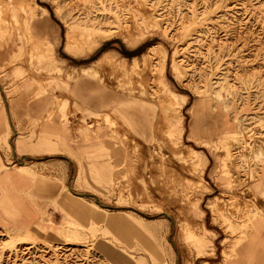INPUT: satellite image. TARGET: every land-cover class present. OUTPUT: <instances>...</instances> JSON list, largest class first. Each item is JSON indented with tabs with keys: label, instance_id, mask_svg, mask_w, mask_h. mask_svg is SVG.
Instances as JSON below:
<instances>
[{
	"label": "rangeland",
	"instance_id": "obj_1",
	"mask_svg": "<svg viewBox=\"0 0 264 264\" xmlns=\"http://www.w3.org/2000/svg\"><path fill=\"white\" fill-rule=\"evenodd\" d=\"M137 1L0 0V264H264V0ZM40 4L66 50L105 53L78 70L50 68L51 45L22 36L51 35ZM154 44L166 52L162 72L146 55ZM171 92L189 97L168 143L158 122ZM191 107L210 140L181 138ZM161 178L185 200H166ZM20 194L29 199L17 203Z\"/></svg>",
	"mask_w": 264,
	"mask_h": 264
},
{
	"label": "bare ground",
	"instance_id": "obj_2",
	"mask_svg": "<svg viewBox=\"0 0 264 264\" xmlns=\"http://www.w3.org/2000/svg\"><path fill=\"white\" fill-rule=\"evenodd\" d=\"M138 2V4H140V5H142L144 2H145V0H138L137 1ZM73 22H75V21H73ZM68 30H67V37H68V44L71 42V39H72V36H73V34H72V32H73V27H74V24L73 23H70L69 25H68ZM34 28V27H33ZM10 32V30H8V33ZM10 34H11V32H10ZM145 38V37H144ZM165 49L163 48V47H161L160 45H158V44H154V45H152V46H149L148 47V49L146 50V55L148 56V57H151V58H153L154 60H155V63H156V66H157V70L159 71V72H162L163 70H164V67H165ZM1 56V55H0ZM174 68H175V71H177V72H179L178 71V69H177V66L176 65H174ZM97 91V90H96ZM204 91V90H203ZM102 92V91H101ZM199 93V92H198ZM171 94L173 95V96H175V97H166V99H165V102H166V108H165V110L163 111V115H162V120L161 121H159L158 123H161L162 124V127H163V129H164V133H165V138H166V140L168 141V143L171 141V135L173 134V129H172V127L174 126V125H176V123H177V121L182 117V115H181V112H180V110H179V107L181 106V104L185 101V97H184V95H179V94H177V93H174V92H171ZM109 96V95H108ZM111 96V95H110ZM205 96V95H204ZM113 96H111V98H112ZM216 97V96H215ZM103 98V97H102ZM110 99V98H109ZM98 100V99H97ZM108 100V99H107ZM133 100V99H132ZM94 101V100H93ZM110 101V100H109ZM109 101H108V103H109ZM212 101V100H211ZM107 102V101H106ZM206 102V101H205ZM95 103V102H94ZM202 103V102H201ZM200 103V104H201ZM98 105V104H97ZM110 105V104H109ZM220 105V104H219ZM136 106V105H135ZM221 106V105H220ZM145 109V107H144V105L143 104H141V103H139V105H138V107H137V110H138V112H139V114H142V112H144V109ZM200 107V106H199ZM195 108V107H194ZM197 108V107H196ZM195 108V109H196ZM98 109V108H97ZM221 109V108H220ZM192 111H193V109H192ZM214 111V110H213ZM221 111V110H220ZM130 112V111H129ZM195 112V111H194ZM135 113V112H134ZM200 113V112H199ZM209 113V112H208ZM153 113H150V115H152ZM193 115V114H192ZM201 115V114H200ZM194 116V115H193ZM153 117H154V115H153ZM204 117V116H203ZM223 117H225V114H224V116ZM193 119V118H192ZM206 119V118H205ZM222 119V118H221ZM234 122V121H233ZM232 123V122H231ZM156 125H157V123H156ZM145 126L147 127L148 126V128L150 129V133H152V135L154 134V132H155V125H154V121H153V123L152 122H149V124H148V122H147V120H146V118H145ZM191 126V125H190ZM240 125H238V127H239ZM227 127V126H226ZM231 127V126H230ZM225 128V127H224ZM232 129H233V127H232ZM98 130H99V128H98ZM192 130H194V129H192ZM177 132V131H176ZM176 132H174V133H176ZM198 133V132H197ZM209 133V132H208ZM100 134H101V131L100 132H98L97 134H96V136L97 137H99L100 136ZM230 134V133H229ZM229 134H227V135H229ZM151 135V136H152ZM189 135V134H188ZM206 135V134H205ZM95 136V137H96ZM194 136V135H193ZM245 136V135H244ZM187 137H189V136H187ZM196 137V136H195ZM233 137H235V136H233ZM217 138V137H216ZM232 140V138L230 139H228V138H226V139H224V140H222V147H223V149H224V152H225V159H228L229 157H230V141ZM209 142V141H208ZM98 143V142H97ZM95 146V145H94ZM190 152H191V154L189 153V156H190V158L192 159V163H191V167L193 168L194 167V169H197L199 166H200V164H201V154H200V152H198L197 150H195V149H193V148H191V150H190ZM81 155V154H80ZM138 156V155H137ZM136 156V157H137ZM110 158V157H109ZM112 161V160H111ZM228 161H225V163H227ZM112 163V162H111ZM116 164V163H115ZM227 166H229L228 164H227ZM110 171V170H109ZM200 172V175H201V172H202V170H200L199 171ZM111 175H112V172L110 171L109 172V176L108 177H110V180H113L112 179V177H111ZM243 176V175H242ZM200 177V176H199ZM257 177V176H256ZM109 180V181H110ZM163 179L161 178V179H159L158 180V182L155 184V189H157L158 190V188H159V190H163V191H167L166 192V196H165V199L166 200H169L170 202H177V201H179V200H185L184 199V194L183 193H174V192H171L170 191V187L167 185V184H164L163 182ZM204 181V183L206 184V185H208L207 184V181L206 180H203ZM200 182H201V185H202V179H200ZM227 182V181H226ZM253 189L250 187L249 189H248V191L250 192V194L253 192L252 191ZM135 194H142L143 195V192H141L142 191V189L141 188H139V187H137V186H135L134 187V189L132 190ZM20 193V192H19ZM153 194H155V193H149V195H147V197L148 196H150V197H153ZM79 195V194H78ZM156 196H158V195H156ZM155 197V196H154ZM27 199H29L25 194H20V195H18L17 196V203H25V200H27ZM159 199V198H158ZM30 201V200H29ZM264 203V202H263ZM14 204H15V202H14ZM242 205H244V203H242ZM184 207H190L189 206V204H187L186 202H184V205H183ZM195 206V204L194 205H192L191 206V208H193ZM241 206V204H240V202H237V204H236V208H238V207H240ZM27 211H28V213H29V215H30V213L32 212V209H27ZM212 211H215V212H222V206H212ZM20 210H18V209H16V208H13V209H11L10 211H8V216L9 217H11V218H19V216H20ZM195 213V212H194ZM264 214V213H263ZM260 217V216H259ZM3 223V222H2ZM25 223V222H24ZM23 224V223H22ZM21 224V225H22ZM27 224V223H26ZM8 225V224H7ZM10 225V224H9ZM22 227V226H21ZM15 228V227H14ZM127 229L129 230V231H131V232H138L136 229H133V228H129V227H127ZM207 232V231H206ZM263 232V231H262ZM249 235V234H248ZM199 241H198V240ZM197 239H195V241L196 242H199V243H207V241H208V239L204 236V235H202V236H200V237H197ZM210 241V240H209ZM257 245V244H256ZM243 246V245H242ZM103 248H105V249H107V250H109L110 249V247H106V246H103ZM237 250H238V248H237ZM240 250V249H239ZM222 254L223 255H227V260H228V257H229V252L225 249V250H223L222 251ZM232 260V259H231Z\"/></svg>",
	"mask_w": 264,
	"mask_h": 264
},
{
	"label": "crops",
	"instance_id": "obj_3",
	"mask_svg": "<svg viewBox=\"0 0 264 264\" xmlns=\"http://www.w3.org/2000/svg\"><path fill=\"white\" fill-rule=\"evenodd\" d=\"M41 2H43V1H41ZM40 5L45 9V11L43 12V15H45L46 17L43 20V22H44L43 24H46V26H48V27H50V29H52L51 35H46L47 38H41V37H43V33L32 32L29 29V30H26L25 35H22V36H24L25 39H29V40H27V41H29V44L38 42L41 46H43L44 42H48L51 45V50L53 49V51L49 55H53V58H50V68H51L52 64H54L60 70H63V68L68 69V70H78L81 67H85V66L93 64L94 61H96L99 57H101L105 53L104 52L105 50H101L100 47H96L94 49H91L89 51H85L83 53H75V54L66 50L62 44L61 30H59L56 27V24L52 20V18L55 19L56 17H54V14L50 12V9L48 8L47 5H45V4H40ZM47 16H49V17H47ZM19 33H21V32H19ZM16 36H17V39H20L22 37V36H20V34L18 35V32H16ZM35 39H37V40H35ZM17 43L19 44L20 42L18 41ZM0 55H1L0 60L5 58V56L2 54V52L0 53ZM42 56H46V55L44 54ZM49 57H51V56H49ZM184 96L189 97L186 94H184ZM192 109H193V111H192ZM194 111H195L194 107H191L189 110V113H188V114H190V123H188V128L182 132L181 138H185V137L189 136L187 138L192 139V140H195L197 138L205 139V138H207L209 131H207L206 133L205 132L203 133L202 131L197 133V132H195V130H192V129H194L193 128V126H194L193 121H194V117H195ZM206 130H208V129H206ZM200 133H202V134H200ZM8 134H9V129L7 130V135ZM196 134L198 137H195ZM187 138H185V139L188 141ZM207 139L210 140V136ZM17 149L19 151H21L20 143L17 144ZM19 167H23V165L20 164ZM203 176L206 179V181L208 182L210 190L215 191L218 189V185L215 183V181L213 180V177L210 173L204 171ZM207 194H209L207 191L204 192L202 194V199L205 198L207 196ZM201 222H202L203 227L206 230L214 233L215 237L217 239L218 237L216 235V232L218 231V229H217L215 223H213L211 220H209V218L206 216V213L204 211H202ZM207 261H209V260H207Z\"/></svg>",
	"mask_w": 264,
	"mask_h": 264
},
{
	"label": "water",
	"instance_id": "obj_4",
	"mask_svg": "<svg viewBox=\"0 0 264 264\" xmlns=\"http://www.w3.org/2000/svg\"><path fill=\"white\" fill-rule=\"evenodd\" d=\"M80 195H84V194H80Z\"/></svg>",
	"mask_w": 264,
	"mask_h": 264
}]
</instances>
